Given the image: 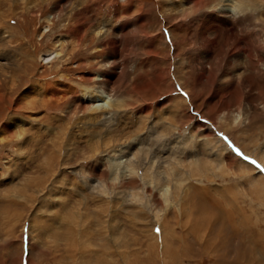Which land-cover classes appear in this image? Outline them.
<instances>
[{"label": "rangeland", "instance_id": "1", "mask_svg": "<svg viewBox=\"0 0 264 264\" xmlns=\"http://www.w3.org/2000/svg\"><path fill=\"white\" fill-rule=\"evenodd\" d=\"M0 53V264H264V0H0Z\"/></svg>", "mask_w": 264, "mask_h": 264}, {"label": "bare ground", "instance_id": "2", "mask_svg": "<svg viewBox=\"0 0 264 264\" xmlns=\"http://www.w3.org/2000/svg\"><path fill=\"white\" fill-rule=\"evenodd\" d=\"M203 1V0H202ZM194 2H196V1H194ZM209 2V1H208ZM230 2V1H229ZM207 4V3H206ZM208 5V4H207ZM204 6V5H203ZM209 6V5H208ZM207 6V7H208ZM221 6V8H220V10L222 11V12H226V15H228V16H234V17H236L237 19L238 18H240V15L242 14H240V12L239 11H237L236 10V8H235V6H227V7H225V6H223V5H220ZM196 7V6H195ZM192 8H194V7H192ZM217 8V7H216ZM219 9V8H218ZM247 9V8H246ZM193 10H195V9H193ZM209 10V9H208ZM211 10V9H210ZM214 10H215V8H214ZM239 10V9H238ZM198 12V11H197ZM247 12H248V10H247ZM187 14V13H186ZM243 15V14H242ZM218 17V16H217ZM245 19V18H244ZM213 22H215V21H213ZM246 23V22H245ZM216 24V23H215ZM105 32V31H104ZM98 33H103V31H99ZM213 33V32H212ZM103 34H105V33H103ZM95 35V34H94ZM204 35V34H203ZM215 35V34H214ZM87 36V35H86ZM205 41V40H204ZM215 41H216V39H215ZM213 44V43H212ZM212 44H210V43H206V44H203L201 47H202V49H203V52H204V54L201 52V59H200V61L197 63L198 64V68H199V73H200V76L201 77H203V76H205V74L208 72V70H207V65H206V62H205V56H206V54H209L211 51V49H212ZM216 44V43H215ZM113 49L114 50H116V45H114V42H113ZM237 55V54H236ZM3 56V54L2 53H0V57H2ZM207 58V57H206ZM208 59V58H207ZM109 62V61H108ZM110 64V63H109ZM208 64V63H207ZM112 65V64H111ZM110 65V66H111ZM108 66V65H107ZM3 67V66H2ZM108 68V67H107ZM110 68V67H109ZM259 71L260 72H264V68H260L259 69ZM111 73L110 74H108V73H106V72H104L105 74H102V75H100L99 76V78L97 79V86H94V87H91V89L89 88V90L86 92L85 90V92H83L84 93V98H86V100L87 99H89V100H91V102L93 103V104H96L95 106H93L94 107V109L95 110H97L99 107H104V108H102V110L103 109H106V108H108V107H112L114 104H113V102H112V100H111V98H109V95L107 94L108 93V88H109V83H110V80H111V78H112V72L113 71H110ZM262 72V73H263ZM198 73V74H199ZM106 75V76H105ZM200 79V78H199ZM182 81V80H181ZM65 87H67V86H65V85H63L62 86V84H50L49 86L47 85V97H49V99L51 100V99H55L54 101L56 102V101H61L63 98H65V96H66V94L68 93V91H67V88H65ZM31 90H34V89H37V87H35V86H32L31 88H30ZM69 89V88H68ZM72 92V90L70 91V93ZM29 93V92H28ZM22 98L24 99V100H27V99H29V94H27V93H23V96H22ZM22 100V99H21ZM49 100V104H50V101ZM48 102V101H47ZM33 104V103H32ZM35 104V103H34ZM52 105V104H51ZM106 107V108H105ZM101 109V108H100ZM105 111V110H104ZM15 121V120H14ZM13 124H14V122H12ZM11 123V124H12ZM14 128V127H13ZM1 133V132H0ZM264 160V159H263Z\"/></svg>", "mask_w": 264, "mask_h": 264}, {"label": "snow or ice", "instance_id": "3", "mask_svg": "<svg viewBox=\"0 0 264 264\" xmlns=\"http://www.w3.org/2000/svg\"><path fill=\"white\" fill-rule=\"evenodd\" d=\"M224 139L228 140L227 137H224ZM229 143H231V142L229 141ZM234 151H236L238 154L242 155L244 160L248 161L249 158L246 155H243V153H240L239 149H234ZM250 163L252 165H255V167L257 169H259L262 173H264V167H261V165L257 164V162L255 160H251ZM157 232H159V229H157Z\"/></svg>", "mask_w": 264, "mask_h": 264}]
</instances>
